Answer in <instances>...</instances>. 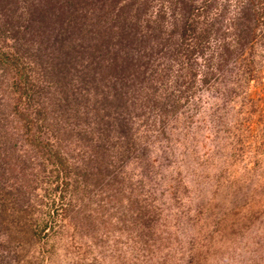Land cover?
I'll use <instances>...</instances> for the list:
<instances>
[{"label": "trees", "instance_id": "trees-1", "mask_svg": "<svg viewBox=\"0 0 264 264\" xmlns=\"http://www.w3.org/2000/svg\"><path fill=\"white\" fill-rule=\"evenodd\" d=\"M230 2L0 0V85L12 98L0 109V264L24 263L19 248L43 244L56 227L74 234L98 225L75 211L91 182L107 190L105 206L119 205L113 212L146 247L169 246V230L192 212L212 224L211 203L194 202L180 172L164 187L152 184L160 179L149 150L128 130L136 111L144 134L156 124L161 132L196 83L210 89L225 72L243 80L245 92L258 88L246 96L255 106L248 117L264 107L263 65L246 54L264 39V0ZM33 45L38 55L47 50L41 76ZM51 85L55 100L44 95ZM137 160L152 185L145 195L137 181L125 185V165Z\"/></svg>", "mask_w": 264, "mask_h": 264}, {"label": "rangeland", "instance_id": "rangeland-1", "mask_svg": "<svg viewBox=\"0 0 264 264\" xmlns=\"http://www.w3.org/2000/svg\"><path fill=\"white\" fill-rule=\"evenodd\" d=\"M75 37L74 33L67 37L65 45L75 42ZM255 45L254 52L247 50L246 54L257 66L259 60L264 70V39ZM46 53L43 50L38 55L35 45L32 46L30 59L33 66H38L37 75L47 71ZM217 82L210 89L196 83L195 95L178 113L166 117L168 122L161 132L156 124L149 134H144L136 111L131 113L128 108L133 123L128 131L146 145L150 168L156 172L155 179H160L152 184L164 187L167 180L180 172L183 183L191 192L198 193L197 197L192 194L194 202L202 198L211 203L212 224L198 221L192 212L169 230L174 242L163 249L151 247L152 251L146 247L143 235L137 240L132 237L135 233H130L128 219L113 212L119 205L105 206L107 190L101 192L102 185L91 182L75 211L82 222L89 220L98 225H86V229L79 226L74 234L67 225L56 227L44 245L42 241L34 247L25 244L19 248L17 256L24 263L15 264H264V107L256 105L258 110L248 117L255 106L246 96H254L258 88L245 92V82L236 80L229 72L221 74ZM55 87H44V91H49L44 93L45 98H57L52 92ZM260 87L264 94V79ZM11 102L1 84L0 109L5 110ZM138 162L124 164L128 177L125 185H142L145 195L152 185L142 171L146 162ZM141 187L136 190L141 192ZM37 192L46 193L40 186ZM89 213L93 216L87 217ZM96 214L101 218L95 219ZM237 219L239 224H235Z\"/></svg>", "mask_w": 264, "mask_h": 264}]
</instances>
